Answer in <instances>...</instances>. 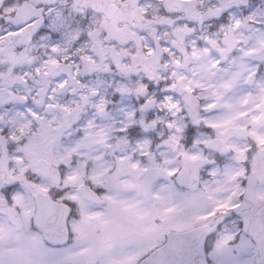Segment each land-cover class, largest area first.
Wrapping results in <instances>:
<instances>
[{
  "label": "snow or ice",
  "instance_id": "6c2138e0",
  "mask_svg": "<svg viewBox=\"0 0 264 264\" xmlns=\"http://www.w3.org/2000/svg\"><path fill=\"white\" fill-rule=\"evenodd\" d=\"M0 264H264V0H0Z\"/></svg>",
  "mask_w": 264,
  "mask_h": 264
}]
</instances>
